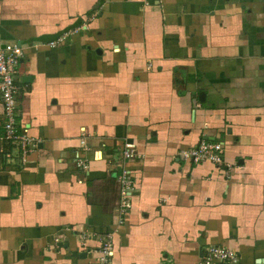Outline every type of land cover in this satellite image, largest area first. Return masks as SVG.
<instances>
[{"label":"crops","instance_id":"obj_1","mask_svg":"<svg viewBox=\"0 0 264 264\" xmlns=\"http://www.w3.org/2000/svg\"><path fill=\"white\" fill-rule=\"evenodd\" d=\"M0 41L23 50L30 139L22 158L0 104V264H95L108 235V264H198L212 245L264 264V0H0ZM202 139L223 167L181 158Z\"/></svg>","mask_w":264,"mask_h":264},{"label":"built area","instance_id":"obj_2","mask_svg":"<svg viewBox=\"0 0 264 264\" xmlns=\"http://www.w3.org/2000/svg\"><path fill=\"white\" fill-rule=\"evenodd\" d=\"M63 39L58 38L54 42L49 43L50 47H55L58 42ZM23 57V50L20 45L14 42L0 41V104L3 110V128L4 138L13 143L20 145L22 150V158L27 153V146L30 139L25 133H17L16 130V111H17V88L14 84L13 75ZM136 155L135 147L130 143H124L121 148V156L123 160H130ZM184 161L193 164L209 162L217 167H223V144L218 141L199 140L196 145L180 154ZM25 159H23L24 161ZM77 167L85 168V162L79 154L75 157ZM128 171L123 170L117 176L119 184V199L117 207L122 213L131 207V195L134 191V185L127 176ZM54 243H58L57 239ZM111 236L105 238L101 250V257L95 264H108L111 255ZM239 255L229 248L219 246H208L204 250V256L198 264H238Z\"/></svg>","mask_w":264,"mask_h":264},{"label":"rangeland","instance_id":"obj_3","mask_svg":"<svg viewBox=\"0 0 264 264\" xmlns=\"http://www.w3.org/2000/svg\"><path fill=\"white\" fill-rule=\"evenodd\" d=\"M59 43V42H58Z\"/></svg>","mask_w":264,"mask_h":264}]
</instances>
